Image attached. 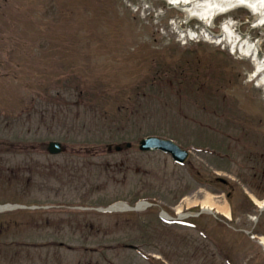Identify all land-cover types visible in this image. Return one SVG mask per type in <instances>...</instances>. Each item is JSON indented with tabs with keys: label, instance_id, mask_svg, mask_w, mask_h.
I'll return each instance as SVG.
<instances>
[{
	"label": "rangeland",
	"instance_id": "obj_1",
	"mask_svg": "<svg viewBox=\"0 0 264 264\" xmlns=\"http://www.w3.org/2000/svg\"><path fill=\"white\" fill-rule=\"evenodd\" d=\"M198 1L0 0V200L56 204L42 216L16 211L38 219L16 235L75 246L4 248L0 264H264L247 231L264 234V212L245 192L264 198V83L239 48L248 41L264 62V22L241 5L191 16ZM148 134L205 151L177 164L139 149ZM51 139L68 150L49 154ZM127 141L132 148L107 151ZM200 173L231 182L199 187ZM187 195L228 200L232 219L204 213L193 229L159 218L192 203ZM145 196L156 199L148 215L72 208Z\"/></svg>",
	"mask_w": 264,
	"mask_h": 264
},
{
	"label": "bare ground",
	"instance_id": "obj_2",
	"mask_svg": "<svg viewBox=\"0 0 264 264\" xmlns=\"http://www.w3.org/2000/svg\"><path fill=\"white\" fill-rule=\"evenodd\" d=\"M193 2V0H191ZM244 5L248 8H250L254 13L259 15L261 21L264 22V0H199L192 8H188L187 11L190 13L191 16H198L202 19H211L213 16H215L218 13L227 12L231 8ZM225 38H229L227 35V32L224 30ZM241 48L245 49V53H247L249 56H254V61L257 65V71L256 75L259 76V84L264 83V62H262L258 57V51L256 50V47L249 43L248 41L241 40ZM203 203L205 206L210 205L214 206L216 205L215 202L210 201V198L208 200H204ZM262 205H264L263 202H261ZM217 207L220 211L225 213L226 215H230V206L229 204L220 205L217 203Z\"/></svg>",
	"mask_w": 264,
	"mask_h": 264
},
{
	"label": "water",
	"instance_id": "obj_3",
	"mask_svg": "<svg viewBox=\"0 0 264 264\" xmlns=\"http://www.w3.org/2000/svg\"><path fill=\"white\" fill-rule=\"evenodd\" d=\"M54 150H56V149H54Z\"/></svg>",
	"mask_w": 264,
	"mask_h": 264
}]
</instances>
